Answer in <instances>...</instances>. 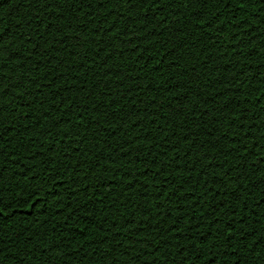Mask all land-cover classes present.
<instances>
[{
	"label": "trees",
	"instance_id": "trees-1",
	"mask_svg": "<svg viewBox=\"0 0 264 264\" xmlns=\"http://www.w3.org/2000/svg\"><path fill=\"white\" fill-rule=\"evenodd\" d=\"M44 4L0 0L4 264H264V3Z\"/></svg>",
	"mask_w": 264,
	"mask_h": 264
},
{
	"label": "snow or ice",
	"instance_id": "snow-or-ice-1",
	"mask_svg": "<svg viewBox=\"0 0 264 264\" xmlns=\"http://www.w3.org/2000/svg\"><path fill=\"white\" fill-rule=\"evenodd\" d=\"M38 2V0H37ZM60 2V0H45V4L41 6L42 10L46 11L48 8H52L54 4L58 5ZM127 2L129 3V5L131 6L132 4V0H127ZM140 3H146L147 0H139ZM191 2V0H190ZM197 2H200V3H207V0H197ZM220 3H225L227 4L229 7H231V3H232V0H219ZM236 2L238 3V6L239 7H243L244 4L247 2V0H236ZM262 3H264V0H261ZM81 3H83V0H81ZM100 3L101 5H103V0H100ZM159 3V0H153V5ZM169 3H171V0H169ZM47 5V8H45V6ZM206 24H209V27L211 26V24L209 23V21H205ZM211 23H216L215 20H212ZM243 26V25H241ZM111 27V26H110ZM4 39H5V34L3 32H0V52L6 50V46H4L3 42H4ZM129 39H131V37H129ZM4 67V65H0V68ZM0 77H3V74L0 73ZM3 85V79H0V96H6L5 95V89L4 87L2 86ZM11 87H19V84L17 83H13L11 85ZM11 87H9L7 89L8 92L11 91ZM6 111L5 107L0 105V116H3L4 112ZM11 128L9 127L8 129H2L0 130V139L3 138L4 135L7 134V131H10ZM33 204H35V201H33ZM0 205H3V199L0 198ZM11 205H9L10 207ZM32 205L29 206V209H31ZM5 212H4V208L3 207H0V215H4ZM174 231V229H173ZM229 237H232L234 238L233 236V233L229 232L228 233V237L225 238V243L230 245L231 244V240L229 239ZM264 242V241H262ZM213 247H219V245H213ZM4 252V249L2 247H0V253H3ZM0 264H4V261L2 259V257H0Z\"/></svg>",
	"mask_w": 264,
	"mask_h": 264
}]
</instances>
